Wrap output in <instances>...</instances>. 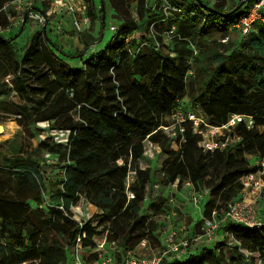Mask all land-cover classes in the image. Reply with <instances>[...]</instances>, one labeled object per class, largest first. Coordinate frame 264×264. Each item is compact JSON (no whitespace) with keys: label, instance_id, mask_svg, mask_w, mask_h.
<instances>
[{"label":"trees","instance_id":"trees-1","mask_svg":"<svg viewBox=\"0 0 264 264\" xmlns=\"http://www.w3.org/2000/svg\"><path fill=\"white\" fill-rule=\"evenodd\" d=\"M7 1L12 0H0V8ZM109 2L116 20L121 21L119 30L104 50L92 53L78 68L68 67L55 52L66 54L53 44L47 45L39 33L25 44L23 60L15 62V92L26 98L39 96L46 108L38 119L53 121L51 130H68L70 135L67 146L45 139L35 148V152L44 150L57 160L59 157L66 161L62 188L49 196L45 208L31 206V202L41 204L42 200L43 184L38 166L25 158L3 160L0 236L4 242H0V264H69L68 252L82 236L85 238L81 239V253L93 260L97 258V254L91 253L96 246L94 239L104 233L111 242H115L117 234H123L120 243L125 249H133L153 234L156 225L140 214L149 176L137 162L143 157L146 140L158 145L165 154L161 168L170 185L178 178L179 186L188 181L193 187L208 190L205 217L212 209H221V204L226 206L240 199L241 178L255 173L259 163L264 162V128L258 129L264 126V27L250 32L237 44L235 52L225 56L212 48L213 42L208 37L213 32L225 37L228 27L246 13L234 15L242 6L236 11L222 12L217 5L203 14L193 8L196 3L201 6L202 1L170 0L184 15L168 17L164 22L160 20L164 18L161 14L153 15L155 18L148 15L147 0ZM132 4H135L136 21L129 13ZM90 15L95 20L94 14ZM145 16L148 19L142 22ZM137 21H141L140 25ZM153 22L156 32L162 34L176 25L179 37L170 40L167 46L168 51L175 53L174 57L156 50V35H145ZM203 24L205 27L201 29ZM135 30L142 34L138 40L145 43L140 50L136 39L125 43ZM11 43L12 40L0 35V48H11ZM191 43L200 46L194 59L193 77L187 76L191 69L188 65ZM31 77L36 87L32 86ZM194 82L198 83V91L190 94V106L199 109L213 126L225 125L232 115L254 119L251 129L243 123L232 129L231 135L239 140L222 152H204L198 145L200 135L193 132L189 123L183 124L182 135L175 128L176 137L172 140L177 150L170 148L172 140L158 129L170 125L164 117L171 115ZM20 109L21 113L27 112L23 107ZM0 110L13 114L3 100H0ZM249 158L258 164L250 165ZM130 171L134 172V178L128 191L134 198L128 200L125 182ZM81 199L90 203V220H97L95 225L90 220L79 223L71 218L76 209H81L76 206ZM93 205L102 211L100 216H94L97 208ZM152 207L161 210L162 201L154 202ZM229 225L225 230L240 244V247L233 244L239 252L240 248L249 252L264 251V227ZM46 230L51 233L49 241L43 237ZM133 233L137 234L132 236ZM216 251L204 248L198 255L163 264H230L236 257L230 252L227 263Z\"/></svg>","mask_w":264,"mask_h":264},{"label":"rangeland","instance_id":"rangeland-1","mask_svg":"<svg viewBox=\"0 0 264 264\" xmlns=\"http://www.w3.org/2000/svg\"><path fill=\"white\" fill-rule=\"evenodd\" d=\"M204 4L211 8H216L217 5H220L223 11L231 12L232 9H236L239 5L237 0H201ZM103 7H104V14H105V22H104V29H101L100 27V18L102 16H98V8L101 9L100 0H95V6L94 12H95V18L96 22L93 24L94 28L93 31L96 33V40H98L97 44H94L93 47L84 49L83 47L80 50H77V54L83 53V59L85 57H88L94 52H99L101 50H104L108 42H110V39L112 37L111 32H109V27L112 24H117L116 22H119L116 20L115 15H110V2L109 0H102ZM153 5H151L152 7ZM193 8L197 11L202 12L203 14H207L208 12L203 9L199 4H194ZM160 14L163 15V13L156 9ZM132 11H129V13ZM152 12V11H150ZM245 12L244 6H242L238 11L235 12L234 15H240ZM7 14L12 16L14 20H8ZM131 14V13H130ZM152 15V13H149ZM132 17L134 16L133 13L131 14ZM149 15V16H150ZM137 19V16L135 17ZM154 18V17H153ZM115 19V21H114ZM147 16L142 20V22L147 20ZM6 22L8 24L6 25ZM141 22V21H140ZM0 26L1 28H7L9 29L7 32L0 34L4 39L6 40H12L11 48L4 46L0 48V100L4 101V105L8 107L10 110L13 111L12 113H6L0 110V117H2L3 120L0 121V125L4 126L6 129H4V135H0V168L3 166V160L4 159H12V158H25L27 160H30L31 162H34L38 168H39V174L42 179V190H41V203H47L49 196L53 194V192L59 190L62 188L61 182L63 179V173L64 169L63 166L66 164V161H61L55 159L51 160L50 163L46 162V159H44V153L45 151H39L35 152V146L37 142L40 139H43L44 137L51 136V126L54 124L53 121L51 122H44L38 119V116H40L41 112L46 108V106L41 104V98L39 96L32 95L30 98H26L25 96H22L21 94L15 92L13 89V76L15 71V62L18 61L21 62L23 60V57L26 53V50L24 51V46L27 43V41L30 39L32 34L36 32L38 29L35 27V24H27L24 28V31L22 33L19 32L20 28L22 27V23L20 22V19L18 15L14 12L13 6L11 4H7L4 7L0 8ZM204 24L200 26V28H204ZM157 33V34H155ZM102 34V37H101ZM148 36H154L152 34L156 35V46L159 48V51L163 54H166L168 52L169 47H165L166 45L169 46L170 41L167 39H164L161 37V39L158 36H162V33L159 31L156 32L154 27H150L148 31ZM47 35L50 38V35L47 33ZM136 35V34H135ZM229 40L226 43H221L220 40L224 38V35L220 33L213 32L209 38V41L213 42L212 48H215L218 53L222 55H229L233 52H235V47L238 43H240L241 38L237 31L232 30L228 34ZM226 35V36H227ZM159 38V40H158ZM240 38V39H239ZM254 38V37H252ZM70 40H67V44L63 47L64 53H71L70 56L74 54V51L72 47L70 46ZM199 43V41H198ZM196 46L199 48L196 44ZM243 49V48H241ZM247 49V47H245ZM200 50V49H199ZM80 51V52H79ZM85 53V54H84ZM199 54V53H198ZM57 55L59 57H63L59 52H57ZM73 57V56H72ZM76 59V58H75ZM195 59V58H194ZM200 62L202 60L201 56L199 58ZM71 61L74 62L73 59ZM67 64V63H66ZM72 64V65H71ZM215 64H212L214 66ZM68 67H74L78 68V65L76 63H70L67 64ZM192 70L195 72V63L194 60L192 62L191 66ZM46 72V69L43 71ZM194 76V74H193ZM192 76V77H193ZM201 77V76H200ZM31 84L33 87H36L35 79L34 77L30 78ZM200 81V79L198 80ZM194 88V91H193ZM2 91H5L6 94L1 93ZM198 91V83L194 82L191 85L188 86V90L186 95H184L176 104V114L178 117H183L185 115L186 109H190V103L189 98L190 94L194 93L196 94ZM13 106H16L17 108H13ZM25 108L27 112L21 113L20 108ZM21 113V119L20 121H15L13 118L16 114ZM23 115H26V118L23 117ZM60 122H63V119H59ZM174 121L172 118L166 119L167 124H172ZM167 126V127H170ZM49 126V127H48ZM60 131V130H57ZM172 128L168 129L167 131H163L164 134H166L171 140L173 139V133ZM55 137H58L55 135ZM51 142H54L52 138L48 139ZM35 141V142H34ZM170 148L172 150H177L178 146L175 144V142L170 141ZM144 154L143 157L138 160L137 164L140 169L146 170L148 172V183L145 189V198L144 201L141 204V216L147 219L148 222H152L156 225V230L153 234L147 237V242L145 244V247L141 246V241L134 246L133 249H126L127 251H130V254L136 257H142V256H152L153 253H157L158 250H160L165 244V238L167 236V233L175 226H181L182 232L178 235V238H191L194 239L201 233L200 226L202 224V219L199 215H195L193 218L190 217V212L193 210L195 213L197 210L191 209L195 208L192 206V204L189 202V190L190 188L182 184L181 186H177L176 188L172 187L167 181L166 178L163 175L162 172V162L165 160L166 156L163 152H161L160 147L155 144H151L150 142H144ZM66 160V158H65ZM250 165H256L258 162L254 158L248 159ZM129 180L130 183L133 181L134 178V172H129ZM194 190L197 191L200 195L203 196L204 192L208 191L204 187L196 188L194 187ZM169 199H172L173 201H169ZM162 201V209L156 210L154 207H152V204L154 202ZM207 201V197H203L201 207L204 206V204ZM88 202H86L84 199H81L77 207H80L81 209H76L74 211V214H71V218L74 220H78L80 222L88 221V217H90L92 214H90V208H89ZM221 204V203H219ZM257 204L258 209L264 214V193L257 198ZM92 205V204H91ZM31 206H34L31 204ZM74 206V207H76ZM94 206V205H93ZM225 204H221V208H224ZM97 208L96 206H94ZM45 212V210H41ZM46 214V212H45ZM94 216H100L102 214V211L98 208L94 210ZM169 217V218H167ZM91 219V218H90ZM89 219V220H90ZM219 219L221 220V224L223 225L224 229L226 227H231L229 224L230 222H227L226 224L223 221V215L220 213ZM89 222L92 223V225H95L97 223V220H90ZM172 227V228H171ZM171 228V229H170ZM111 230L109 231V234H111ZM137 233H133L132 236H135ZM102 234L99 237H96L97 241L103 238ZM43 237L49 241L51 239V233L46 230L43 232ZM123 234H117L115 237V246H114V255L117 259V262H119V251L122 248L125 250L123 245H121ZM217 242H214L213 248L216 249V252H220V254L223 256L224 261L228 263L230 260L229 253H233L236 257L231 260L230 264H239L242 259V253L239 252L233 244L230 243L229 240H226L224 237L217 239ZM203 243L202 242H196L191 240V246L189 249V253L197 250V249H203L202 248ZM212 248V249H213ZM121 249V250H122ZM66 264V263H65Z\"/></svg>","mask_w":264,"mask_h":264},{"label":"built area","instance_id":"built-area-1","mask_svg":"<svg viewBox=\"0 0 264 264\" xmlns=\"http://www.w3.org/2000/svg\"><path fill=\"white\" fill-rule=\"evenodd\" d=\"M152 1L154 3L153 9H158L163 13L162 16H164V18L161 19V21L165 22L166 19L171 16L184 15L182 9L171 3L170 0ZM237 1L240 3L243 2V0ZM7 4L13 6L14 12L20 17L22 23L27 21L34 22L38 29L36 33H39L45 42L50 43L51 45L53 44L55 47H64L65 44H67V40H70V38L84 39V35L91 31L93 20L90 14L93 13L95 9L94 7H96L95 0H12L5 2L3 7ZM242 6H244L246 13L228 27V33L235 30L240 35L241 40H244L254 27H264V0H246L243 2ZM192 15L195 16V13ZM8 30L9 29L7 28L0 27V34H3ZM118 30L119 26L117 24L110 25L109 32L112 34L110 41L114 39ZM47 33L50 35V38ZM148 35L147 37H152ZM162 35L168 41L173 38H178L179 36L176 34V25H172L169 31L164 32ZM56 38H59L60 41H55ZM134 39H136L135 31L127 36L125 43L127 44ZM228 40L229 37L227 35L222 38L220 42L224 44ZM91 41L93 40H87V43L84 44V48H91L96 44ZM136 41L137 50H140L145 43L138 39H136ZM165 47L167 48V46ZM155 48L159 51L156 43ZM189 48L191 50V55L188 60V65L191 67L194 58L199 53V49L192 43L189 44ZM130 51L131 50H128V52ZM165 55L174 57L175 53L168 51ZM193 74L194 71L191 68L188 71L187 76H193ZM176 110L177 109H175L170 116L164 117L165 120L169 117L173 119L174 122L170 127L160 126L158 129L167 131L172 128L174 139L176 137L175 128H177L178 133L182 135L184 132L183 124L189 123L193 132L200 135L201 140L198 145L204 152H213L216 150L222 152L228 146L236 143L239 139L233 137L231 131L238 124L243 123L248 129L254 127V119L250 116L232 115L225 125L215 127L199 109L190 107V109H186V113L183 117H178ZM20 118V115H15L13 119L18 121ZM263 128L264 126L258 127L259 130H262ZM55 135L58 137H55ZM69 135L70 132L68 130H51V136L40 139L36 145L45 139L52 138L55 143L67 146ZM181 141H183L182 137ZM145 142L149 141L146 140ZM54 157L55 156L49 153H45L44 155V159H46V162L48 163H50ZM240 182L242 185L240 199L227 203L224 208H214L211 210L208 217H202L201 233L194 239L178 238V235L182 232V227H171L172 229L170 228L171 230L167 233L165 238V244H163L162 248L158 250L157 253H153L152 256L148 257H136L131 255L130 251L121 248L122 250L120 249L119 251V262H117V259L113 254L115 242L108 241L106 239V234L98 241L96 238L94 239L96 246L91 250V253L97 254V258L93 260H88L81 253V239L85 238V236H82L77 238L75 246L68 252L69 264H163L164 262L183 259L189 255L191 240L213 244L218 238H220L218 235L222 225L221 220L219 219L220 213L223 215V221L225 224L230 222L246 228L260 229L264 227V214L257 207V198L264 193V162L261 161L258 170L255 173L245 175L241 178ZM178 183L179 179L177 178L171 183V186L176 188ZM183 184L190 188L189 202L193 207L203 213L204 206L201 209L199 207H201L203 197L206 196L208 200V192H204L202 196L194 190V187L190 182L185 181ZM129 186L130 180L127 176L125 187L128 200H131L134 196L128 191ZM169 201L173 200L169 199ZM48 203L49 200L47 203L36 204L32 202L31 204L34 205L33 207L37 206L39 208H45ZM57 209L63 212L61 206H57ZM90 217H88V220ZM78 222L81 223L80 221ZM221 237L229 240V244H236L240 247V244L233 239L229 230H224ZM0 242H4V238L1 236ZM146 242L147 238L142 239L141 246L145 247ZM240 251L242 252L243 257L239 264H264V251L249 252L247 249L242 248H240Z\"/></svg>","mask_w":264,"mask_h":264},{"label":"crops","instance_id":"crops-1","mask_svg":"<svg viewBox=\"0 0 264 264\" xmlns=\"http://www.w3.org/2000/svg\"><path fill=\"white\" fill-rule=\"evenodd\" d=\"M147 3L149 4V7H150V11H152V12H150V13H152V15H150V14H148V15H150V16H152V18L154 17L153 15H155V16H158V14L160 15V13H158V12H155V11H157V10H155V9H153V6L151 7V5H153L154 3H153V1L152 0H147ZM101 4V3H100ZM4 5V4H3ZM135 4H132V6H131V10H132V12H131V14L133 13V15H134V11H135ZM100 10H102V7H101V9H99L98 8V13H99V15L98 16H102V18H100V27H101V29H104V22H105V14L103 13V14H100ZM93 14H94V16H95V12L93 11ZM115 13H114V11H113V9H112V7L110 6V15H114ZM161 16H162V14H161ZM19 17V16H18ZM134 17H136V15L135 16H133V19H135V21L137 20L136 18H134ZM104 18V19H103ZM155 18V17H154ZM7 19L8 20H14V18L12 17V16H10V15H8L7 14ZM19 19H20V17H19ZM161 20V19H160ZM114 21H115V19H114ZM20 22H21V20H20ZM96 22V18H95V20H93V23H92V28H91V31L90 32H88L87 34H85L84 35V39H80V38H73V39H71V41H70V46L72 47V49H73V51H74V54L72 55V56H70V54L71 53H64V54H66V56H63V57H60V59L64 62V63H67V64H70V63H76L78 66H80L84 61H86V59H88L89 58V56L88 57H85L84 59L82 58L83 57V53L81 54H77V50H80L81 51V48L83 47H85V45L84 44H86L87 42V40H93V41H91V42H93V43H98L97 41L98 40H96V32L95 31H93V28H94V26H93V24ZM121 22V21H120ZM120 22H116L115 21V23H117V25L118 26H120L121 24H120ZM22 23V22H21ZM35 24L34 22H32V21H27L26 22V24H25V26L27 25V24ZM140 23L141 22H139V21H137V24L138 25H140ZM24 23H22V25H23ZM120 24V25H119ZM25 26H24V28H25ZM155 26V22H153V23H151L150 25H149V27H148V31H149V28L150 27H154ZM35 27H36V25H35ZM155 28V27H154ZM256 28H257V26L256 27H254L253 28V30L251 31V32H255L256 31ZM21 29V28H20ZM140 31H142V30H140ZM19 32H20V30H19ZM37 32V31H36ZM36 32H34L33 34H32V36L31 37H33L35 34H36ZM135 37H136V39H138V38H140V36L142 35L141 34V32H139V31H136L135 30ZM148 34V33H147ZM147 34H145L146 36H147ZM156 34V33H155ZM155 34H152V35H154L155 36ZM154 36H152V37H154ZM30 37V38H31ZM101 37H102V34H101ZM160 39H161V37L162 38H164L163 37V35L162 36H158ZM164 39H166V38H164ZM240 39V38H239ZM55 41H60V39L59 38H56L55 39ZM89 43V42H88ZM46 44L47 45H49V43H47L46 42ZM66 45V44H65ZM167 46V45H166ZM55 47V46H54ZM51 48L53 49V47L51 46ZM56 48H58V49H60V50H62L63 52H64V48L63 47H57L56 46ZM84 49H87V48H84ZM79 51V52H80ZM55 54L57 55V52H55ZM85 54V53H84ZM76 58V59H75ZM71 59H73L74 60V62L73 61H71ZM72 65V64H71ZM72 67V66H71ZM1 126V125H0ZM2 128H3V131L2 132H4V129H6L4 126H1ZM37 147V145L35 146V148ZM32 203V202H31ZM205 206V205H204ZM191 209H195V210H197V212L195 213V211H191L190 212V217H194L195 215H199L200 217H201V219H202V217H205L204 216V213H201L197 208H191ZM204 211V210H203ZM200 229H201V226H200ZM225 229H224V227H223V225H221V228H220V230H219V232H218V235L219 236H221L222 235V233H223V231H224ZM218 241V240H217ZM217 241H215V242H217ZM214 244V243H213ZM213 244H208V243H203V246H202V248L204 249V248H207V249H212L214 246H213ZM201 250L202 249H197V250H195V251H193V252H191V253H189V255H198L200 252H201ZM115 256V255H114ZM185 258V257H184Z\"/></svg>","mask_w":264,"mask_h":264},{"label":"water","instance_id":"water-1","mask_svg":"<svg viewBox=\"0 0 264 264\" xmlns=\"http://www.w3.org/2000/svg\"><path fill=\"white\" fill-rule=\"evenodd\" d=\"M198 3L199 2H201V0H196ZM244 1H246V0H243V2ZM243 2H241L239 5H238V7L235 9V11L236 10H238L242 5H243ZM100 3H101V7H102V10H104V7H103V2H102V0H100ZM200 4V3H199ZM201 7L203 8V9H205L206 11H212V9L209 7V6H206V5H204L203 3L201 4Z\"/></svg>","mask_w":264,"mask_h":264},{"label":"bare ground","instance_id":"bare-ground-1","mask_svg":"<svg viewBox=\"0 0 264 264\" xmlns=\"http://www.w3.org/2000/svg\"><path fill=\"white\" fill-rule=\"evenodd\" d=\"M2 131H3V128L0 126V134L2 133Z\"/></svg>","mask_w":264,"mask_h":264}]
</instances>
